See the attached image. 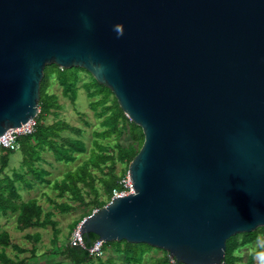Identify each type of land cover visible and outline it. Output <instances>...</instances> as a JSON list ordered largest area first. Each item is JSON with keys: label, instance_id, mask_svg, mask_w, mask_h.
<instances>
[{"label": "water", "instance_id": "95a60500", "mask_svg": "<svg viewBox=\"0 0 264 264\" xmlns=\"http://www.w3.org/2000/svg\"><path fill=\"white\" fill-rule=\"evenodd\" d=\"M50 64L87 71L143 133L132 192L82 235L223 264L264 227V0H0V137L38 117Z\"/></svg>", "mask_w": 264, "mask_h": 264}, {"label": "trees", "instance_id": "16d2710c", "mask_svg": "<svg viewBox=\"0 0 264 264\" xmlns=\"http://www.w3.org/2000/svg\"><path fill=\"white\" fill-rule=\"evenodd\" d=\"M74 68L62 69L55 64L46 65L44 68L38 101L40 111L38 126L32 135L18 139L19 151L22 155L20 162L22 173L14 172L12 177L5 173L8 159L15 151L0 148V214L2 216H7L9 213L15 214L16 229L19 232L33 228H51L52 245L47 254H42L44 264H89L93 261V257L90 256L88 249L98 237L91 233L83 234L84 247L72 245L69 240L61 241L58 237V221L53 219L54 212L45 211L36 198L22 201L16 184L28 176L40 183H47L45 177L49 173L36 166L42 160L43 152H50L54 161L64 163L74 162L76 155L88 152L87 159L75 169L65 172L63 178L55 183L54 190L58 191L57 199L60 201L47 200L60 214L72 213L79 207L90 206L86 214L73 222L70 228L72 232L83 218L89 216L93 210L102 208L111 200L113 190H124L121 180L127 176L128 166L143 143L141 128L124 115L111 90L96 82L93 77H88L89 81L83 85L87 97L95 99L89 102V106L102 120L99 123L101 129L92 132L93 140L89 149L82 140L63 135L68 132L79 136L82 133L80 129L60 120L50 125L44 124L47 117L55 115L62 107L58 102V97L47 91L50 76L55 75L62 87L63 96L74 104L78 74L83 71L80 68ZM99 107L100 111L97 112ZM123 133H126L132 140L128 146L118 143ZM111 138L114 139V146L103 144L100 141ZM118 166L122 167L119 173L117 172ZM99 185L101 190L98 188ZM260 233H264V227L251 233L236 234L230 237L226 242L223 264H236L238 258L234 254L235 251L252 243ZM25 238L37 242L40 240V235L34 233ZM8 248L16 251V256L27 251L12 243L7 232L0 231V264H27L28 259L35 255V248H32L29 257L13 259L6 253ZM153 249L146 244H131L126 241L108 242L103 246L104 252L110 250L114 254L121 255L125 264H143L145 255ZM164 254L158 260H151L148 264H181L175 260L170 261L165 251ZM96 262L97 264H115L111 256L106 259L96 258ZM261 264H264V261Z\"/></svg>", "mask_w": 264, "mask_h": 264}, {"label": "rangeland", "instance_id": "374dc122", "mask_svg": "<svg viewBox=\"0 0 264 264\" xmlns=\"http://www.w3.org/2000/svg\"><path fill=\"white\" fill-rule=\"evenodd\" d=\"M73 68V67H72ZM75 69V68H74ZM78 74V82H77V93L76 99L74 104H72L67 97H64L62 94V87L60 86L59 82L57 81L55 75H51L49 78V86L47 91L51 94H54L58 97L59 104L62 108L55 113V115H50L48 117L49 123L54 122L55 120H62L70 124L71 126L78 128L81 130V134L79 136L75 134H69L68 132L64 133L70 135L76 139L82 140L87 148H90L91 141L93 140L92 132L94 130H100L101 127L99 126L100 121L102 120L101 117L94 112L93 109L89 106V102L95 100L89 99L87 97L86 89L84 87V83L89 81V78L92 76L85 71L84 69ZM89 77V78H88ZM112 99V97H110ZM109 103V102H108ZM97 112L100 111V107L96 110ZM38 120V117H37ZM103 144H108L110 146H114L115 142L114 139H104L100 140ZM132 140L130 137L123 133L122 136L119 138L118 143L122 146H128ZM1 155V151H0ZM22 159V155L20 151H15L14 154L10 156L9 163L11 164L10 167H6L5 173L10 174L11 168H14V164L19 162ZM122 167H117V172H120ZM66 170V167H56L54 169L55 174H59ZM98 188L101 190L100 185ZM102 192V191H101ZM33 195V194H32ZM102 198L104 199V195L102 193ZM26 197V196H25ZM102 199V200H103ZM42 205L47 208V203L41 200ZM89 207H79L74 212L68 214H60L57 212V221H58V228L59 229V237L62 238L63 241L70 240L72 232L70 228L73 222L77 221L82 215L86 214L89 211ZM55 209V207H54ZM259 229V228H258ZM0 231L7 232L10 236L12 243L17 244L22 249L27 250L25 253L18 254L16 256V251L11 250L8 248L6 253L9 257L13 259H21L24 257H29L31 254V249L35 248V255L33 258L28 259L27 264H44L42 254H47L51 249V238H52V230L50 227L46 229H38L33 228L29 229V231L19 232L16 229V221H15V214L9 213L7 216H2L0 214ZM35 232H39L41 239L37 242H34L32 239L25 238L28 235H32ZM235 256L238 258L236 264H261L264 261V233H260L256 240L252 243L240 247L235 251ZM164 251L154 248L152 251L148 252L145 255V259L143 264H148L151 260H158L162 256H164ZM113 257L115 264H125L122 261L121 255L114 254L110 250L105 252V255L102 259H106L107 257ZM170 258V257H169ZM93 261L89 264H97L96 258H92ZM171 261V260H170Z\"/></svg>", "mask_w": 264, "mask_h": 264}, {"label": "crops", "instance_id": "0c3cea01", "mask_svg": "<svg viewBox=\"0 0 264 264\" xmlns=\"http://www.w3.org/2000/svg\"><path fill=\"white\" fill-rule=\"evenodd\" d=\"M48 121H49V119L47 117L44 120V124L45 125H50V124H52V123H54V122H56L58 120H55L54 122H51V123H49ZM60 121H62V120H60ZM63 135L64 136H70V135H67V134H64V133H63ZM72 138H74V137H72ZM41 156H42V160L39 161L36 164V166L39 169L45 170L46 172L49 173V175L47 177H45V179L47 180V183H40L38 181L33 180L32 177L28 176V177H25V179L22 180L20 183L18 182L16 184V186H17L18 193H19L22 201H27L29 199L36 198V199H38V202H39L40 205H42L41 200L43 202L45 201L48 205H47V208H45L42 205L44 210L45 211L54 212L55 216H54L53 219L55 221H57V219H56V217L58 216L57 212L53 208V205L50 204L47 200L50 199L52 201H57V202L60 201L59 199H57L58 191L54 190L55 183L59 182L63 178V175H64L65 172L75 169L85 159H87L88 152L86 154L76 155V160L74 162H69V163L54 161L52 154L50 152H47V151L43 152ZM9 160H10V157L8 159L7 167L8 166L10 167V165H11L9 163ZM20 162H21V160L19 162H16V164H14V168L13 167L11 168V173L10 174L6 173L9 177H12L14 172L22 173V170L20 168ZM56 167H63V168L66 167V170L61 172V173H59V174H55L53 171H54V169ZM27 231H29V230H27ZM35 233H39V232H35ZM58 237H59V235H58ZM40 239H41V236H40ZM52 239H53V236L51 238V243H52ZM59 239L61 241H63L61 237H59Z\"/></svg>", "mask_w": 264, "mask_h": 264}, {"label": "built area", "instance_id": "2783aa9c", "mask_svg": "<svg viewBox=\"0 0 264 264\" xmlns=\"http://www.w3.org/2000/svg\"><path fill=\"white\" fill-rule=\"evenodd\" d=\"M38 126L37 117H34L28 120L25 124H22L20 127L13 128L7 130L1 137H0V148L3 149H11L13 151H19L20 144L18 139L22 136H29L32 135ZM121 184L124 188L123 191L113 190L112 198L113 197H122L130 194L132 192L131 181L128 175L121 180ZM98 209L93 210L92 213L97 212ZM69 242L72 245H78L84 247L82 234L79 231V227H77L72 231L71 238ZM104 242L102 240H96L93 245L88 249V252L91 257L93 258H102L105 254L103 250ZM172 261L173 259L170 258Z\"/></svg>", "mask_w": 264, "mask_h": 264}, {"label": "clouds", "instance_id": "9594fccd", "mask_svg": "<svg viewBox=\"0 0 264 264\" xmlns=\"http://www.w3.org/2000/svg\"><path fill=\"white\" fill-rule=\"evenodd\" d=\"M122 34V33H121Z\"/></svg>", "mask_w": 264, "mask_h": 264}]
</instances>
